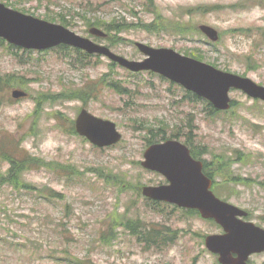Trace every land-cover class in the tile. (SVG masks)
I'll return each instance as SVG.
<instances>
[{"label":"rangeland","instance_id":"rangeland-1","mask_svg":"<svg viewBox=\"0 0 264 264\" xmlns=\"http://www.w3.org/2000/svg\"><path fill=\"white\" fill-rule=\"evenodd\" d=\"M8 1L42 19L66 15L70 28L87 37L88 19L111 23L113 40H94L129 59L144 58L136 42L189 50L264 85V0H0ZM214 5L243 6L198 13ZM176 21L213 26L221 39L212 45L201 32L179 35ZM159 22V31L145 30ZM7 76L12 85H3ZM18 88L27 97L14 99ZM231 97L235 107L216 114L180 85L131 74L103 56L0 46V264H220L204 241L221 228L176 206L149 203L141 187L162 177L141 161L148 141L165 134L189 140L214 163L226 157L231 177L226 184L224 176L216 179V193L264 227V102L238 90ZM83 108L114 121L123 140L100 149L72 132ZM17 153L37 162L15 173L8 159ZM146 227L176 238L144 242ZM251 262L264 264V253Z\"/></svg>","mask_w":264,"mask_h":264},{"label":"water","instance_id":"water-1","mask_svg":"<svg viewBox=\"0 0 264 264\" xmlns=\"http://www.w3.org/2000/svg\"><path fill=\"white\" fill-rule=\"evenodd\" d=\"M201 29L213 40L218 39L215 29L206 25L201 26ZM90 32L98 36L106 35L98 28H92ZM0 37L27 49L42 50L60 44L72 45L90 53L107 55L134 71L154 70L209 99L219 109L230 107L231 87L241 88L249 95L264 100V86L249 78L224 72L183 56L173 49L153 48L137 43L140 50L149 57L144 61H130L61 24L24 14L3 3H0ZM25 95L20 90L13 92L16 98ZM76 129L101 147L117 143L122 138L115 123L98 118L87 110H83L78 116ZM142 164L164 174L170 181L168 185L145 186V195L180 206L197 208L204 217L214 218L226 229L227 234L211 235L207 238V246L220 254L223 264H246L251 253L264 251V229L251 222L239 220L237 215L246 213L220 200L210 191L211 182L202 172V163L191 158L184 144L176 140L154 144L145 152V161ZM232 251L239 252V257L233 258Z\"/></svg>","mask_w":264,"mask_h":264},{"label":"trees","instance_id":"trees-1","mask_svg":"<svg viewBox=\"0 0 264 264\" xmlns=\"http://www.w3.org/2000/svg\"><path fill=\"white\" fill-rule=\"evenodd\" d=\"M153 3L154 2L152 0V4ZM152 12L156 13V18L158 20H160L161 15L157 12V10L155 8L153 9ZM52 19H54V21L55 20H59L61 23H63L66 26L72 25L71 19H68V17L66 15H59L58 18L53 17ZM86 22L90 26L96 25V26H102V27L106 28V30L109 33V37L108 38H110L111 40H113V37L114 36L112 35V31H111L114 28V25L113 24L108 23V22H105V21H102V20H99V19H96L94 21L88 19ZM161 26H162V22H159V23H150V24L146 25V29L149 30V31H153V30L158 31V29ZM187 28H188V25L185 22L176 21L174 23V29L177 30L179 33H184L187 30ZM84 55L89 56L86 53H84ZM5 78H7V79L5 80ZM5 78H4V81H3V85H7V84L12 85L14 83V80L12 79L11 76H7ZM163 136H162V138L161 137H158V138H161L160 140H163V139H165V137H163ZM150 141L151 142H154V139H151ZM156 141H159V139L156 140ZM34 159H35V162H37V159L36 158H28L27 156H25V155H23L21 153H17L13 158H10L11 164H12V168H13L12 170H14L15 173H18L22 169L24 170L25 168H27L29 165L34 164L32 162V160H34ZM223 170H224V166L223 167L222 166L221 167H218L216 169L217 174H223L222 173ZM107 176H109V175L107 174L106 177ZM145 232H146L145 236H146L147 240L150 241L151 243H154V244L155 243H158V242H164L167 238H170V237H168L166 235V232L167 231H160V230H158L156 228H154V229L153 228H150V229H148ZM163 233H164V235H163ZM161 239H162V241H161ZM73 261L76 262V264H81L77 260H73Z\"/></svg>","mask_w":264,"mask_h":264}]
</instances>
